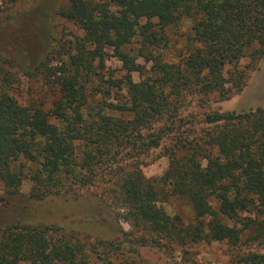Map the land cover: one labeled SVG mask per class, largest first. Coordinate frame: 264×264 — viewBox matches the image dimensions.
<instances>
[{
    "label": "trees",
    "instance_id": "obj_1",
    "mask_svg": "<svg viewBox=\"0 0 264 264\" xmlns=\"http://www.w3.org/2000/svg\"><path fill=\"white\" fill-rule=\"evenodd\" d=\"M50 1L39 8L46 19ZM54 13L83 30L61 44L63 52L43 27L37 40L46 53L36 65L0 52L5 193L17 195L29 177L36 185L28 198L44 200L104 172L117 178L131 241L170 247L207 237L229 244L240 263L264 264V252L241 249L246 231L248 242L264 244V106L208 112L201 129L182 115L189 98L230 99L244 90L264 57V0H68ZM184 20L190 28L180 58L169 61L154 50L170 44L167 29ZM137 36L141 47L132 53ZM111 56L122 62L121 76L107 65ZM16 64L27 77L43 76L55 97L50 109L11 94ZM167 137L168 167L149 178L143 160ZM168 196L190 202L194 224L159 205ZM250 211L255 216L240 218ZM120 247L85 241L57 223L0 221V264H123L113 253Z\"/></svg>",
    "mask_w": 264,
    "mask_h": 264
},
{
    "label": "rangeland",
    "instance_id": "obj_2",
    "mask_svg": "<svg viewBox=\"0 0 264 264\" xmlns=\"http://www.w3.org/2000/svg\"><path fill=\"white\" fill-rule=\"evenodd\" d=\"M43 1L0 0V52L2 54H13L19 60L22 59L26 64L34 66L44 58L46 53L37 40L40 28L43 27L54 34V45L61 51L60 47L64 41L83 34V30L73 21L54 13L56 5L65 7L68 0H51L48 10L51 12L49 19H46L43 16L44 13L39 10ZM189 28L188 20H184L179 26L168 28L167 35L171 43L154 51L161 53L169 61H178ZM140 47L141 37L137 36L128 48L132 53H137ZM149 49L153 50L150 47ZM138 61L146 65L148 74L151 73V62H146L142 57ZM247 63L248 59L244 58L239 66L245 67ZM107 65L115 69V74L118 76L125 73L122 62L117 57H109ZM9 70L17 76V81L10 92L21 104L44 102L43 107L46 110L52 107L55 97L42 75L27 77L19 64ZM134 78L138 80L139 74L134 73ZM189 99L182 109V115L186 117L185 121L192 129L197 127L201 129L205 124L206 114L211 111H243L264 106V57L258 62L256 69L251 71L244 90L230 99H223L216 93L202 97L200 100ZM163 141L161 146L153 147L150 154L143 160V171L149 178H159L168 167V155L163 153L166 151L165 147L169 143V138H164ZM116 179V176L103 172L88 185H80L72 180L73 188L70 190H63L59 194H53L39 201L28 198L36 185L31 178H23L20 192L15 196L6 194L4 184L0 181V214L3 216H0V221L11 223L16 219H23L35 223H57L68 233L81 236L88 242L98 239L116 240L121 242L122 247L115 248L113 253L117 257V262L122 258L126 260L121 262L123 264H245L236 260V252L229 244L210 240L207 237L199 242L170 243V247L151 244L140 246L131 241L134 235L130 222L124 218L126 210L120 201ZM68 181L71 180L68 179L67 183ZM159 205L169 214L180 216L185 226L194 224L193 208L186 198L168 196L161 200ZM253 216H255L254 212L250 211L242 213L240 218L246 219ZM247 236L246 231L241 249L263 253L264 244L248 242Z\"/></svg>",
    "mask_w": 264,
    "mask_h": 264
}]
</instances>
